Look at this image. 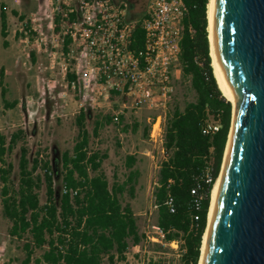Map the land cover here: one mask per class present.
<instances>
[{
	"label": "trees",
	"instance_id": "obj_1",
	"mask_svg": "<svg viewBox=\"0 0 264 264\" xmlns=\"http://www.w3.org/2000/svg\"><path fill=\"white\" fill-rule=\"evenodd\" d=\"M120 1L127 3L125 19L138 20L130 47L139 55L146 43L140 20L145 15L148 0ZM185 3L188 12L184 23L191 25L194 33L185 30L183 34L179 67L182 76L190 78L197 97L187 102L183 110L176 106L168 118L166 147L169 156L162 163L154 195L158 204L157 224L166 230L171 229L166 241L182 238L185 247L182 264H199L211 193L220 175L232 125L233 105L224 96L214 74L208 30L209 0H185ZM13 13L17 14V11L13 10ZM0 17L3 45L7 47L8 19L4 4H1ZM59 18L55 17L57 31ZM75 18L76 13H71L70 22ZM71 42V36L67 35L65 52L69 51ZM3 75L4 68L1 67V79ZM68 79L70 82L77 79L75 71L68 72ZM2 83L1 80L3 101L7 107L15 106L18 101L8 102L7 90ZM211 115L219 119L220 126L214 133L206 134L203 125ZM86 116L87 113L81 110L77 117L78 137L73 153L65 151L61 161L55 160L54 166L48 161L41 163L36 157L30 167L29 148L21 146L18 188H14L11 182L13 164L7 161L6 156L23 131L12 134L9 145L0 132L1 201L4 213L12 223L10 235L24 240L26 256L21 264L32 261L34 264H104L105 257L109 263L121 262L126 260L130 244L138 245L144 238L131 203L122 201L126 191L132 198L135 196L136 171H131L126 181L110 185L102 170L108 155L89 147L91 136L86 128ZM113 119L114 115H107L105 122L96 120L93 135L98 136L101 128ZM120 120H123L121 115ZM137 127L135 123L133 130ZM128 128L126 125L125 129ZM147 130L148 127L146 133ZM136 160L135 156H129L127 166L132 167ZM208 165L212 168V179L206 181L203 174ZM37 169H41L43 176L36 173ZM57 179L60 182L58 186ZM170 179L172 182L169 183ZM197 180H203L207 193L199 211L192 208V188ZM43 182L46 185V202L41 205L38 191ZM169 195L173 198L174 211L166 204ZM36 249H44L41 256L34 257Z\"/></svg>",
	"mask_w": 264,
	"mask_h": 264
},
{
	"label": "rangeland",
	"instance_id": "obj_2",
	"mask_svg": "<svg viewBox=\"0 0 264 264\" xmlns=\"http://www.w3.org/2000/svg\"><path fill=\"white\" fill-rule=\"evenodd\" d=\"M1 4L5 5L7 13L8 46L3 45L0 17V68H4L3 78L0 76V132L6 137V145H9L12 134L23 131L6 156L7 161L13 164L10 175L13 187L18 188L20 182L21 146L29 148L30 167L36 157L41 163L48 161L54 166L55 160L61 161L65 151L73 153L78 137L76 120L83 110L87 113L85 124L91 136L89 147L108 154L102 170L111 186L116 181L127 180L130 168L125 164L126 157L136 155L137 161L132 167L139 172L134 182L135 197L132 198L126 191L122 201L132 202L139 231L144 238L138 245L130 244L127 260L123 264H182V238L178 239V244H163L146 238V232H153L152 226L157 225L158 211L152 207V202L159 171L154 169L153 160L144 152L153 148L149 141L148 118H153L161 110L124 107L127 98L114 93L99 94L97 87L91 85L83 93L78 85L73 87L70 84L68 72L76 73L79 62L77 59H64L66 52L62 38L63 31L75 30L76 25L59 19V30H56L55 17L59 13L55 8L60 4L59 0H0V13ZM87 65L90 68L92 63ZM65 66H68L67 70ZM94 74L95 71L92 72ZM1 80L7 90L8 102L18 101L13 107H7L3 101ZM173 82L175 94L169 104L167 118L176 106L183 110L187 102L197 97L190 78L183 77L181 71H175ZM117 112L123 115L122 125L116 126L111 122L101 128L98 136H94L96 120L105 122L107 115L113 116ZM135 123L138 124L136 130L129 128L123 131L124 124L132 126ZM59 165L61 167V163ZM36 173L43 176L41 169H37ZM59 183L57 179L56 185ZM2 186L0 180V264H21L26 256L24 240L9 233L12 223L3 210ZM38 193L41 205L45 204L44 182ZM43 252L44 249H36L34 257L41 256Z\"/></svg>",
	"mask_w": 264,
	"mask_h": 264
},
{
	"label": "built area",
	"instance_id": "obj_3",
	"mask_svg": "<svg viewBox=\"0 0 264 264\" xmlns=\"http://www.w3.org/2000/svg\"><path fill=\"white\" fill-rule=\"evenodd\" d=\"M59 1L60 4L55 8L56 13H59L57 15L60 16L59 19L70 22V14L76 13V18L70 22L76 25V29L63 31L62 38L63 42L67 35L72 38L64 59L68 61L77 59L79 62L77 79L70 84L73 87L78 85L83 93L88 91L90 85L96 86L99 94L116 92L117 95L127 98L124 107L131 106L135 110L143 107L160 109L161 112L156 116L148 118L149 141L153 148L147 152L153 160L154 169L160 171L163 161L169 156L166 147L167 110L175 94L174 73L181 70L179 67L181 41L185 30L194 33L193 27L184 23L188 12L185 0H148L145 15L140 20L145 31L146 43L139 55L130 47L131 35L138 20L125 19L126 2ZM196 59L199 61L197 57ZM91 63L92 66L89 68L87 64ZM199 63L202 64L200 61ZM67 68L68 66H65V70ZM120 115L121 112L114 115L113 123L116 126L122 125ZM219 126V119L211 115L205 120L203 132L214 133ZM203 175L206 181L212 179L210 165L205 168ZM157 185L156 180L155 186ZM192 194V208L199 211L207 195L203 180L196 181ZM166 204L174 211L171 195L167 197ZM152 207L158 211L155 195ZM152 228L153 232H146L148 240L163 244L179 243L178 240L166 241L167 233L171 229L166 230L158 224ZM182 251H185V247ZM104 260V264H123L127 258L125 261L115 263H109L107 257Z\"/></svg>",
	"mask_w": 264,
	"mask_h": 264
},
{
	"label": "water",
	"instance_id": "obj_4",
	"mask_svg": "<svg viewBox=\"0 0 264 264\" xmlns=\"http://www.w3.org/2000/svg\"><path fill=\"white\" fill-rule=\"evenodd\" d=\"M212 37L235 111L202 264H264V0H214Z\"/></svg>",
	"mask_w": 264,
	"mask_h": 264
},
{
	"label": "bare ground",
	"instance_id": "obj_5",
	"mask_svg": "<svg viewBox=\"0 0 264 264\" xmlns=\"http://www.w3.org/2000/svg\"><path fill=\"white\" fill-rule=\"evenodd\" d=\"M213 1L214 0H209L208 11H207L208 20H209L208 30H209V38H210V53H211L212 65H213L214 73H215L217 81H218V85H219L221 91L223 92L224 96L228 100H230L232 102V105H233V118H232V126H233L234 111H235L234 101L231 98V96L224 90V88H223V86H222V84L220 82V78H219V74H218V68H217V63H216V58H215V53H214V47H213V37H212ZM232 126H231L230 135H229V140L227 142L225 158H226L228 145H229V141H230V137H231ZM225 158L223 159V165H224ZM223 165H222V169H223ZM221 173H222V170H221ZM221 173H220L218 179L216 180V182L214 184V187L212 189V193H211V202H210V208H209V214H208V223H207L206 231H205L204 236H203V242H202V248H201V257H200V260H199V264H202V262H203L204 250H205V245H206V240H207V235H208V230H209V224H210V220H211L212 210H213V206H214V201H215V197H216V193H217V189H218Z\"/></svg>",
	"mask_w": 264,
	"mask_h": 264
},
{
	"label": "crops",
	"instance_id": "obj_6",
	"mask_svg": "<svg viewBox=\"0 0 264 264\" xmlns=\"http://www.w3.org/2000/svg\"><path fill=\"white\" fill-rule=\"evenodd\" d=\"M181 71V70H180ZM124 105V104H123ZM122 117H123V115H121ZM126 125H128V124H124L123 125V131H127L129 128H132L133 129V126L134 125H132V126H129V128L128 129H125L126 128ZM125 150H126V148H125V146H122ZM147 152H149V150H147L146 152H144L145 153V155H147ZM108 155V154H107ZM129 156H135L136 157V155L135 154H129L127 157H126V161H125V164H126V166H127V158L129 157ZM108 158V157H107ZM137 161V160H136ZM135 165V164H134ZM133 165V166H134ZM132 166V167H133ZM128 167V166H127ZM132 167H128V168H130V171H129V173L131 172V171H136V176H138V174H139V172H138V170L137 169H133ZM129 173H128V176H129ZM127 176V177H128ZM116 182H119V181H116ZM124 182V181H123ZM110 183V182H109ZM115 183V182H114ZM114 183L112 184V185H114ZM135 197V196H134ZM133 197V198H134ZM129 203H131V206H132V209L134 210V208H133V205H132V202H129Z\"/></svg>",
	"mask_w": 264,
	"mask_h": 264
}]
</instances>
